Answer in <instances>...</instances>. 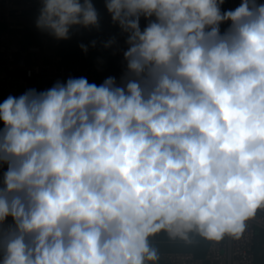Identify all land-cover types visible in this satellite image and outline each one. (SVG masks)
I'll return each instance as SVG.
<instances>
[{
  "label": "clouds",
  "instance_id": "clouds-1",
  "mask_svg": "<svg viewBox=\"0 0 264 264\" xmlns=\"http://www.w3.org/2000/svg\"><path fill=\"white\" fill-rule=\"evenodd\" d=\"M224 3L105 0L119 79L0 103V264H264V3ZM36 27L98 11L41 0Z\"/></svg>",
  "mask_w": 264,
  "mask_h": 264
},
{
  "label": "built area",
  "instance_id": "built-area-1",
  "mask_svg": "<svg viewBox=\"0 0 264 264\" xmlns=\"http://www.w3.org/2000/svg\"><path fill=\"white\" fill-rule=\"evenodd\" d=\"M239 3L229 0L228 9ZM40 8L41 0H0V103L10 95L18 97L32 88L43 91L70 77L88 79L85 69L64 62L56 38L36 27ZM109 23L114 25L111 18ZM34 31L36 40L31 41ZM124 39L119 37L112 50L121 61L127 47Z\"/></svg>",
  "mask_w": 264,
  "mask_h": 264
},
{
  "label": "crops",
  "instance_id": "crops-1",
  "mask_svg": "<svg viewBox=\"0 0 264 264\" xmlns=\"http://www.w3.org/2000/svg\"><path fill=\"white\" fill-rule=\"evenodd\" d=\"M99 16V28L75 27L71 30L70 38L67 40L56 39V50L68 65H78L88 72L90 83L101 84L104 79L114 76L117 79L121 76L125 62L112 56L113 47L105 48L104 44L115 37H124L120 33L118 25L109 23L111 18L105 7V0H92ZM264 3V0H260ZM229 0H225L222 8L228 10ZM146 21L141 18V27L146 25ZM227 25H222V29ZM37 31L33 32L31 41H35ZM125 38V37H124ZM96 41L95 47L91 42ZM87 46V52L81 49L80 45Z\"/></svg>",
  "mask_w": 264,
  "mask_h": 264
}]
</instances>
